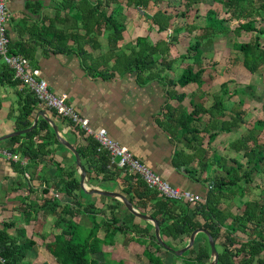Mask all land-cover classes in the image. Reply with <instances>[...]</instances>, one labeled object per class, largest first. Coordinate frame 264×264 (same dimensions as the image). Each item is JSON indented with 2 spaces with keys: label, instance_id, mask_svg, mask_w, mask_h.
I'll use <instances>...</instances> for the list:
<instances>
[{
  "label": "crops",
  "instance_id": "crops-1",
  "mask_svg": "<svg viewBox=\"0 0 264 264\" xmlns=\"http://www.w3.org/2000/svg\"><path fill=\"white\" fill-rule=\"evenodd\" d=\"M80 1L7 0V31L10 44L21 43L33 53L34 63L27 58L30 66L40 71L41 78L47 81L49 89L54 94L69 96L70 104L83 117L89 119L92 129L106 130L111 139L127 147L135 158L160 175L171 186L191 192L204 200L208 191V184L204 179L211 175L224 174L215 165L207 174L200 176L198 173L196 177L190 174V168H198L199 163L205 162L206 159L187 147L184 134L178 128L177 121L180 119V113L190 115L198 107L209 109L216 99L223 97L224 106L228 112L225 119L230 120V111L240 99L246 107L244 97L248 90H253V87L248 90L246 88L253 84L238 82L237 72L232 68L237 66L235 59L234 64L231 61L229 67H222L226 54L223 60L222 58L218 60L215 57V49L213 52L202 49L203 57L206 59L201 67L195 65L194 53H189L187 48L197 35L196 32L193 34L185 32L179 35V40L174 46L169 45L170 50L164 57L171 62V68H166L161 75V78L167 79L166 81L161 78L160 80L152 78L140 82L135 73L119 71L114 72L111 78H104L99 73L105 69L106 61L100 60L107 57L111 50L115 52L114 55L119 52L129 54L135 47L137 39L146 36L153 43L165 41L169 44L173 34L172 31L157 34L155 27L152 34L149 33L152 23L147 20L145 14L152 15L158 8L153 7L144 11L140 7H128L125 0H120L119 3H113L106 8V11L114 14L119 24L125 26L118 44H110L112 32L102 30L99 35L93 33L87 35L75 7ZM87 1L94 4L102 0ZM161 8L173 15L177 13L165 5ZM216 9L230 15V12L227 13L229 10L224 9L220 0H201L187 13L186 17L180 18L177 23L184 27L203 26L208 11H216ZM203 10L207 12L201 14ZM223 18L225 17H220L218 13V19ZM229 21L238 23L231 15ZM189 40L190 44L187 42ZM82 42L84 47L81 45ZM80 47L93 59L99 60L98 62L102 65L99 71L93 74L88 72L87 62L85 63ZM111 59L107 69L113 71L116 61L115 58ZM5 66L8 67L0 56V138L19 131L16 129V120L20 116L21 97L25 96L24 85H11L6 76H3ZM189 67L193 68L195 73L202 70L199 83H191L186 87H172L170 83L168 84L167 81H177ZM238 67L241 68L238 75L242 74L244 78L252 75L243 67L242 61ZM182 96L181 101L179 97ZM237 97H239L238 100ZM40 112H45L62 137L75 148L79 144H85L83 137L73 131L68 121L61 119L41 103L31 117L32 124ZM200 117L202 118L199 124L200 130L209 131L202 133V136L207 137V142H210L212 147L210 157L231 153L228 141L234 139L238 131L220 133L219 125L218 129H214V119L203 113ZM41 119L48 122L55 139L58 140L49 120L40 116L38 123ZM244 133L245 130L242 134ZM9 141L10 139L0 142V232L7 236L9 234L10 239L17 245H22L29 239L36 242L20 264H56L51 242L54 240V235L61 232L55 227L61 209L58 208L56 212L53 211L45 216L43 205L46 199L56 198L63 205L72 206L74 199L60 193L66 177L61 176L56 164L61 163L68 172L78 173L75 158L64 145L65 149L52 139L43 142L47 144V149L52 150V154L41 156L35 162L19 154H17L19 156L17 161L11 160L3 154L10 148ZM177 151L185 152L189 158L192 156L193 163L177 168L174 164ZM109 167L122 169L117 165H111V160ZM126 173L121 174V177L115 181H104L101 176L99 180L92 183L87 173L86 181L91 187L116 190L124 195L125 183L132 181V174ZM197 177H201V180L197 181ZM250 190L251 188L243 197L233 198L231 202L233 207H228L229 210L226 212L241 214L238 207H243L249 200ZM124 196L128 199L126 195ZM95 197L97 202L104 201L102 196ZM225 207H227L226 203L223 204V208ZM126 213V209L122 206L118 216L123 219ZM85 220L87 219L83 218L81 223L87 227ZM139 220L137 218L136 222L138 223ZM101 230L102 239L106 242L104 246H112L119 250L120 256L122 255L118 261H123L124 264L150 263L145 255L144 247L137 241L131 240V235L118 233L112 240H108L104 230ZM188 241L189 239L185 246ZM204 243V238L197 236L194 246L198 248ZM164 253H166V256L162 255L165 259L164 264H167L166 259L170 264H184L182 260L176 259L167 252Z\"/></svg>",
  "mask_w": 264,
  "mask_h": 264
},
{
  "label": "trees",
  "instance_id": "trees-1",
  "mask_svg": "<svg viewBox=\"0 0 264 264\" xmlns=\"http://www.w3.org/2000/svg\"><path fill=\"white\" fill-rule=\"evenodd\" d=\"M125 1L128 7H140L144 11L153 7L158 8L152 15L145 14L147 20L152 23L149 33L152 34L155 27L157 34L172 31L173 37L169 44L165 41L153 43L147 36L139 37L129 54L119 52L114 55L115 52L111 50L107 57L100 60L106 61L105 69L99 73L102 77L111 78L114 72L119 71L120 73H135L140 82L152 78L160 80L162 72L166 68H171V62L167 61L164 57L165 54L170 50V46H174L178 42L179 35L185 32L197 33L187 49L189 53H194L195 65L199 67L206 59L203 57L202 49L216 45L221 39H226L225 44L234 42L228 38L230 34L238 38L243 33L250 34V41L234 42L231 47L241 53L242 65L250 74H263L264 28H259L257 23L264 21V0H220L224 9L229 10L227 13L230 12L238 22L233 29L225 27L226 22H230L229 19H218V13L213 10H209L206 14L203 26H179L178 20L186 17L187 13L201 0ZM119 2L120 0H102L90 4L87 0H81L75 6L87 35L91 33L99 35L102 30H106L112 32L110 44H118L125 31V26L119 24L114 14L106 11V8ZM163 5L172 8L177 13L175 15L168 13L161 8ZM81 45L84 47L83 42ZM82 47L80 49L84 55L85 63L87 62L88 72L93 74L99 71L102 67L99 60L93 59L84 52ZM9 48L12 54H21L30 59L32 63L35 62L33 53L23 44H10ZM111 58H115L116 61L113 71L107 69ZM3 71V76H6L9 84L24 85L15 78L14 71L9 66H5ZM201 73L202 70L195 73L194 69L189 67L177 81L167 82L172 87H186L191 83H199ZM161 80L166 81L167 79L161 78ZM251 88L252 86H248L246 89ZM24 91L25 96L21 97L20 116L16 120L17 130H24L32 126L31 117L40 104L39 100L26 87ZM179 98L181 100L183 96ZM224 101V98L221 97L216 99L209 109L198 107L190 115L180 113V119L177 121L178 128L182 130L189 150L197 152L206 159L205 162L199 163L198 168H190V174L195 177L198 173L200 176L207 174L211 172L214 165L224 174L211 175L204 179L208 184L204 200L191 204L166 199L158 191L150 189L139 176L134 174L131 175L132 181L125 183L123 193L139 212L148 214L159 222L162 239L173 249L178 250L184 247L191 233L197 228H203L209 231L215 240L219 251V264H264V189H261L263 195L259 193V199H253L255 197L252 194L243 207H238L241 214L226 212L229 210L228 207H233L231 204L233 198L245 196L257 177H264V117L248 120L249 110L244 109L245 103L240 99L230 111V120L225 119L228 112L225 109ZM260 103V109L264 114V98ZM201 113L214 119V129H218L219 125L220 133L245 130L246 134H237L234 139L228 141L231 153L210 157L211 151H213L212 147L210 142H207V137L202 136V133L209 131L204 129L202 132L199 127L202 122ZM68 124L74 132L83 137L85 142V144L76 146V149L81 156L91 183L99 180L98 178L101 176L104 181H115L121 177V174L127 172L125 169H110L109 153L102 150L97 141L86 136L79 127L70 122ZM52 139L65 149L55 139L48 122L41 119L32 132L10 139L8 151L35 162L41 156L52 154V150L47 149V144L43 143L44 140ZM192 163V156L189 158L183 151L176 152L174 164L177 168ZM56 165L61 176L66 177V182L60 189V193L74 199L72 206L63 205L56 198L44 201L45 216L53 211L56 212L58 208L61 209L55 222V227L59 228L61 232L54 235V240L51 242L53 257L57 264H124L123 261L116 260L109 263L101 262L96 258L101 249L98 238L101 229L104 230L108 240H112L118 233L131 235V240L137 241L144 247L150 264H164L160 255L162 252L168 251H165L156 241L151 223L139 219L137 223V218L128 212L121 219L118 214H120L122 204L118 200L102 197L104 201L97 202V197L82 192L79 175L76 171L68 172L61 163ZM200 180L201 177H197V181ZM225 203L227 207L223 208ZM83 218L89 220L87 227L81 223ZM198 237L204 238V245L198 248L194 246L188 253L180 257L184 264H207L209 262L211 248L207 237L204 234H199ZM35 244L34 240L29 239L24 244L17 245L10 239L9 234L7 236L0 232V258L5 260L0 264H20Z\"/></svg>",
  "mask_w": 264,
  "mask_h": 264
},
{
  "label": "built area",
  "instance_id": "built-area-1",
  "mask_svg": "<svg viewBox=\"0 0 264 264\" xmlns=\"http://www.w3.org/2000/svg\"><path fill=\"white\" fill-rule=\"evenodd\" d=\"M6 4L7 0H0V56L13 69L15 78L20 80L42 105L53 111L61 119L79 127L86 136L94 138L100 145V148L109 153L111 165H117L130 174L139 176L150 189L158 191L166 199L191 204L199 202L201 200L199 196L171 186L160 175L150 170L139 159L135 158L127 147L111 139L106 130L101 129L96 131L92 129L89 119L76 111L70 104L67 94H54L49 89L47 81L41 78L40 71L33 69L27 58L22 55H14L10 52ZM3 154L11 160L17 161L19 159L18 155L12 154L9 151H4ZM0 262L4 263L5 260L0 258Z\"/></svg>",
  "mask_w": 264,
  "mask_h": 264
},
{
  "label": "rangeland",
  "instance_id": "rangeland-1",
  "mask_svg": "<svg viewBox=\"0 0 264 264\" xmlns=\"http://www.w3.org/2000/svg\"><path fill=\"white\" fill-rule=\"evenodd\" d=\"M216 11H218V13L220 14V17H225L226 19H229L230 15L232 16V14L226 15L221 10H217L216 9ZM206 12H207V10H203L201 12V14L206 13ZM236 26H237V23L234 22V21L226 22V24H225V27H228L230 29H233ZM257 26L259 28L263 29L264 28V21L258 22ZM191 38L192 37H190V39ZM228 38H230V40H232L234 42L242 43V42L250 41L251 35L243 33L242 36L238 38V37H234L233 34H230ZM225 41H226V39H221V40H219V42L216 45L208 47V48H204V50L213 52V50L215 49V51H216L215 57L218 58V60H220L221 58L223 60L224 56L226 54V58L223 60L224 62L222 64V67H226V68L229 67L231 61L234 64V59H235V62H236L237 66H233L232 68L235 69L234 71L237 72L236 77H237L238 82L253 84L252 85L253 90H251V91L248 90L247 94L245 95L246 98L244 97V99H246V103H247L245 108L249 110V114L247 116V119L250 120V119L257 118V117H262L263 118L264 114H263L262 110L260 109V105H261L260 102L264 98V72L261 75L260 74L255 75V76H252V75L249 76L248 75L247 78H244L242 76V74L238 75L239 74V70L241 69L238 66L240 64L242 55H241V53L236 52L233 47H231L234 42H231V43L227 44V46H226L225 45ZM187 42H188V44H190V40L187 41ZM231 78H233V77L231 76ZM236 99L238 100L239 97H237ZM242 133H243L242 129H240L237 132L238 135H240ZM257 185H258V187H257ZM250 188H251V190H250V194L249 195L254 194L255 198H253V199H256V200L259 199V197H258V196H260L259 193H261L263 195L261 189H264V177L263 176H261V177L258 176L257 179L255 180L254 184ZM248 193H249V191H248ZM239 202H240V200H239ZM98 218L100 219V217H98ZM84 223L89 224V220L88 219L85 220ZM99 232H100L99 233V237H98L99 238V245H100V247H103V249L102 248L100 249L99 253L96 255V258L99 261L106 262V263H109V262H111L113 260L118 261V258H121V256H122V255L120 256L119 250H117L116 248H112V246L105 247L104 244L106 242L102 239L103 238V232H102V230H100ZM167 253L172 255L176 259L183 261V259H181L180 257H177L173 253H171V252H167ZM162 255L166 256V253L162 252V254L160 256H162ZM162 259L165 261L164 258H162ZM166 260H167V264H170L168 259H166ZM128 261H129V259H128ZM130 264H133V263L130 262ZM148 264H150V263H148Z\"/></svg>",
  "mask_w": 264,
  "mask_h": 264
},
{
  "label": "water",
  "instance_id": "water-1",
  "mask_svg": "<svg viewBox=\"0 0 264 264\" xmlns=\"http://www.w3.org/2000/svg\"><path fill=\"white\" fill-rule=\"evenodd\" d=\"M42 116L44 118H46L47 120H49L51 126L53 127L56 137L58 139V141L64 145L74 156L77 167H78V174L80 177L79 183H80V188L82 190L83 193L90 195V196H102V197H110V198H114L116 200H118L122 206L126 209L127 212H129L131 215H133L134 217L140 219V220H144L147 221L149 223H151L153 225V229H154V236L156 238V241L163 247V249H165L168 252L173 253L174 255L178 256V257H182L184 256L186 253H188L195 245V241H196V237L199 234H204L207 237V240L209 242L210 248H211V258H210V262L209 264H219V251L217 249L216 243L214 238L212 237L211 233L209 231H207L206 229L203 228H197L196 230H194L190 237H189V241L187 243V245L182 248V249H178L175 250L172 247H170L161 237L160 234V225L159 222L153 218L152 216L148 215V214H143L139 211H137L132 203L120 192L116 191V190H104V189H99V188H94L89 186V184L87 183L86 179H87V171L85 170V167L82 163L81 160V156L78 153V151L76 150V148L69 143L66 139H64L62 137V135L60 134L59 130L57 129V127L54 125V123L48 118V116L45 114V112H40L38 113V115L35 117V120L32 124V126L30 128L24 129V130H19L16 131L10 135H7L3 138H0V142L1 141H5V140H9L12 139L14 137H18V136H22L25 134H28L30 132H32L33 130H35V128L38 125V118Z\"/></svg>",
  "mask_w": 264,
  "mask_h": 264
}]
</instances>
